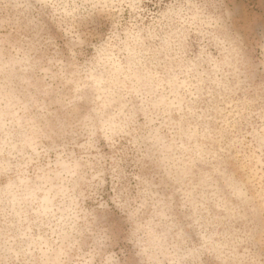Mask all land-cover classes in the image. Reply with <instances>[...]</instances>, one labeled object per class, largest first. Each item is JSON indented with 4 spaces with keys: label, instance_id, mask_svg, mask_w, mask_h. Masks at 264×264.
<instances>
[{
    "label": "rangeland",
    "instance_id": "1",
    "mask_svg": "<svg viewBox=\"0 0 264 264\" xmlns=\"http://www.w3.org/2000/svg\"><path fill=\"white\" fill-rule=\"evenodd\" d=\"M0 264H264V0H0Z\"/></svg>",
    "mask_w": 264,
    "mask_h": 264
}]
</instances>
